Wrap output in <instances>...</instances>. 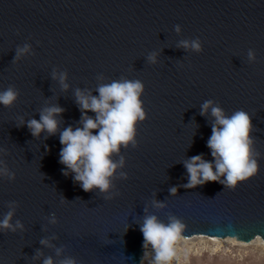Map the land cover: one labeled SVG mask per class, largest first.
Listing matches in <instances>:
<instances>
[{
    "label": "water",
    "instance_id": "water-1",
    "mask_svg": "<svg viewBox=\"0 0 264 264\" xmlns=\"http://www.w3.org/2000/svg\"><path fill=\"white\" fill-rule=\"evenodd\" d=\"M121 80L143 84L145 119L136 146L113 154L124 163L109 191L85 193L63 174L59 136L80 126L77 90L97 96L98 86ZM8 87L19 95L10 108L0 105V169L14 179L0 174V220L14 209L10 223L22 228L0 230V264H141L146 216L179 219L181 238L264 241V0H0V92ZM206 101L251 120L258 171L234 190L183 187L186 161H212ZM51 106L64 110L56 134L32 137L28 121Z\"/></svg>",
    "mask_w": 264,
    "mask_h": 264
},
{
    "label": "clouds",
    "instance_id": "clouds-1",
    "mask_svg": "<svg viewBox=\"0 0 264 264\" xmlns=\"http://www.w3.org/2000/svg\"><path fill=\"white\" fill-rule=\"evenodd\" d=\"M176 31L179 32L177 26ZM185 50L189 48V42H181ZM193 51H200V43L197 40L191 42ZM28 51V46L18 49L16 59ZM249 61L255 59L254 53L249 51ZM150 63H155V55L149 56ZM53 78L56 79L55 74ZM66 74L61 73L59 83L62 89H67L65 83ZM98 95L93 96L89 92L77 90L75 102L78 106L81 118L80 126L75 129L66 127L59 136L61 150L59 163L67 169L65 176L72 174V180L85 192L98 189L101 193H107L116 169L123 167V157L119 163L112 160L113 154H118L120 148L131 143L135 147L136 124L145 119L140 96L143 92V84L140 81H113L110 84H101L96 89ZM19 93L8 87L0 92V105L10 108L17 100ZM211 108V115L215 123L211 128V136L207 141L212 161H206L203 155L191 157L184 163L188 174L185 189H195L209 182H219L229 190H234L238 183L254 177L258 171V164L254 158L251 120L244 111H237L231 117H226L219 107H213L211 101H206L201 107L203 116ZM64 110L58 106L44 108L40 112L39 120L28 121L27 128L32 137H39L41 132H47L49 136L57 132V116ZM94 114V118L88 113ZM95 133V134H94ZM0 174H8L6 169H0ZM9 175V179L14 176ZM122 178H126L121 174ZM223 177V181L220 178ZM177 189H170L171 195H176ZM111 199V197H105ZM154 206L163 208L164 205L154 202ZM14 215V209L10 210L0 220V230L15 232L22 228L19 221L13 226L10 221ZM52 223H55L53 218ZM143 237V255L141 264H178L180 256L176 249L177 241L185 230V224L175 217H170L167 224L158 221L155 216H146L140 226ZM46 244V241H41ZM59 254V253H58ZM44 264H53L51 258L45 259ZM62 264H75L74 260L66 259Z\"/></svg>",
    "mask_w": 264,
    "mask_h": 264
},
{
    "label": "rangeland",
    "instance_id": "rangeland-1",
    "mask_svg": "<svg viewBox=\"0 0 264 264\" xmlns=\"http://www.w3.org/2000/svg\"><path fill=\"white\" fill-rule=\"evenodd\" d=\"M232 238L196 236L176 244L178 264H264V241L240 243Z\"/></svg>",
    "mask_w": 264,
    "mask_h": 264
},
{
    "label": "bare ground",
    "instance_id": "bare-ground-1",
    "mask_svg": "<svg viewBox=\"0 0 264 264\" xmlns=\"http://www.w3.org/2000/svg\"><path fill=\"white\" fill-rule=\"evenodd\" d=\"M256 239V238H255ZM180 240V239H179ZM236 241V240H235ZM235 241H233V242H235ZM240 243H242V242H240ZM250 243V242H249Z\"/></svg>",
    "mask_w": 264,
    "mask_h": 264
},
{
    "label": "snow or ice",
    "instance_id": "snow-or-ice-1",
    "mask_svg": "<svg viewBox=\"0 0 264 264\" xmlns=\"http://www.w3.org/2000/svg\"><path fill=\"white\" fill-rule=\"evenodd\" d=\"M187 238V237H186Z\"/></svg>",
    "mask_w": 264,
    "mask_h": 264
}]
</instances>
